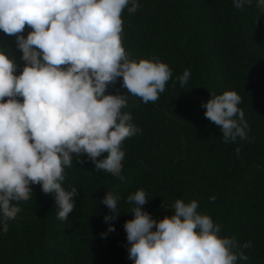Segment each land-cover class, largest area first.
Returning a JSON list of instances; mask_svg holds the SVG:
<instances>
[{
	"label": "trees",
	"instance_id": "obj_1",
	"mask_svg": "<svg viewBox=\"0 0 264 264\" xmlns=\"http://www.w3.org/2000/svg\"><path fill=\"white\" fill-rule=\"evenodd\" d=\"M138 2L134 14L121 13L126 54L159 58L172 78L155 102L127 93L122 111L142 131L122 142L123 179L72 154L62 186L79 191L74 211L59 220L52 195L30 185L33 196L19 202L7 232L0 226V264H132L124 223L134 218L126 200L138 189L149 199L143 209L158 220L172 215L177 198L197 200L222 237L251 242L241 264H264V12L255 0L243 10L232 0ZM186 69L190 79L181 88L177 78ZM122 83L109 84L107 94H125ZM228 90L241 97L247 140L225 143L204 116L211 93ZM110 190L120 197V215L106 222L109 209L100 200Z\"/></svg>",
	"mask_w": 264,
	"mask_h": 264
},
{
	"label": "clouds",
	"instance_id": "obj_2",
	"mask_svg": "<svg viewBox=\"0 0 264 264\" xmlns=\"http://www.w3.org/2000/svg\"><path fill=\"white\" fill-rule=\"evenodd\" d=\"M243 10L253 0H232ZM264 12V0H255ZM138 0H0V31L15 35L24 62L0 49V226L21 211L19 202L33 196L39 184L51 194L57 218L65 221L75 209V187L65 189V169L87 156L97 172L123 179L122 142L141 133L127 107V93L144 103L155 102L172 78L159 58H129L122 45L121 13H135ZM28 25L31 31L22 33ZM19 73V74H17ZM122 77L123 95L107 94ZM181 88L190 71L177 78ZM211 93V92H210ZM7 98V99H5ZM236 91L211 93L201 106L219 127L225 143L248 139V124ZM239 149H237V153ZM98 157H102L97 159ZM82 162V161H81ZM214 200L215 197H210ZM120 197L108 191L100 200L109 209L106 222L118 218ZM143 189L127 197L133 219L124 223L132 264H241L251 242L221 236V226L198 211V201L177 198L172 215L155 219L143 209ZM109 232L115 231L110 225Z\"/></svg>",
	"mask_w": 264,
	"mask_h": 264
},
{
	"label": "rangeland",
	"instance_id": "obj_3",
	"mask_svg": "<svg viewBox=\"0 0 264 264\" xmlns=\"http://www.w3.org/2000/svg\"><path fill=\"white\" fill-rule=\"evenodd\" d=\"M29 31H31L29 26H25V30L22 35L26 37ZM0 49H2L10 57L14 58L20 69L23 68L24 62L20 59L22 56V52L16 46L15 35H7L0 31Z\"/></svg>",
	"mask_w": 264,
	"mask_h": 264
}]
</instances>
